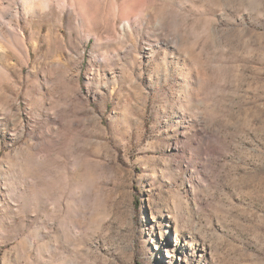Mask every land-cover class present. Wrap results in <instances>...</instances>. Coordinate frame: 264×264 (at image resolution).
<instances>
[{"label":"rangeland","instance_id":"1","mask_svg":"<svg viewBox=\"0 0 264 264\" xmlns=\"http://www.w3.org/2000/svg\"><path fill=\"white\" fill-rule=\"evenodd\" d=\"M42 4L0 1V264H264V0Z\"/></svg>","mask_w":264,"mask_h":264},{"label":"bare ground","instance_id":"2","mask_svg":"<svg viewBox=\"0 0 264 264\" xmlns=\"http://www.w3.org/2000/svg\"><path fill=\"white\" fill-rule=\"evenodd\" d=\"M42 1L43 0H21V3L24 9H26L27 11H30V10H35V9L42 7L43 5ZM9 26L13 32L20 33V35L24 34L19 24H16V25L9 24Z\"/></svg>","mask_w":264,"mask_h":264}]
</instances>
